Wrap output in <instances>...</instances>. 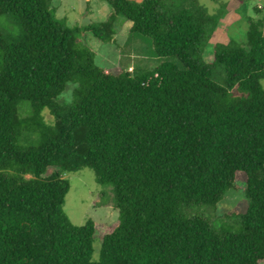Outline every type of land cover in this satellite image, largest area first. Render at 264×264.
<instances>
[{"label":"trees","instance_id":"16d2710c","mask_svg":"<svg viewBox=\"0 0 264 264\" xmlns=\"http://www.w3.org/2000/svg\"><path fill=\"white\" fill-rule=\"evenodd\" d=\"M51 1L0 0L23 33L8 44L0 31V264H264V20L245 18L244 41L228 38L208 65L218 20L198 0H102V22L72 28ZM118 18L160 63H94L78 36L113 44ZM23 131L37 138L20 145ZM84 168L112 188L119 217L105 233L62 211V175ZM229 189L248 204L223 215L238 226L223 233L197 210Z\"/></svg>","mask_w":264,"mask_h":264},{"label":"rangeland","instance_id":"374dc122","mask_svg":"<svg viewBox=\"0 0 264 264\" xmlns=\"http://www.w3.org/2000/svg\"><path fill=\"white\" fill-rule=\"evenodd\" d=\"M231 0H198L208 13L217 15V24L212 35L205 41L200 49L199 58L205 64L212 65L214 50L224 45L228 38L239 42L245 39L246 22L245 18H262L264 20V0H233V4L224 8ZM52 13L54 18L62 25L82 27L95 25L103 21L109 12V6L102 0H52ZM259 10V13H257ZM123 20L118 18L114 24V43H102L91 34L78 36V43L81 48L93 55L94 63L110 72H117L124 69L132 73L135 69H151L162 59L153 56L152 58L144 53V42L136 37L121 34L120 30ZM0 31L5 43L13 44L23 40V33L18 25L17 19L11 14H0ZM264 32V29H263ZM150 51L151 46L149 47ZM220 81V80H217ZM264 91V80L261 81ZM73 86L66 84L64 92L60 95L59 102H69ZM19 115L25 117L27 108L22 104L19 106ZM42 117L46 124L52 123V118L44 110ZM19 144L24 142V136L28 140L37 138L23 131ZM22 133V134H23ZM62 178L68 183V190L64 197L62 211L67 219L76 226L83 225L90 220L99 227L109 226L104 233L111 230L118 221V212L113 207V193L110 185H97L94 182L93 173L89 169H80L77 172L64 173ZM241 176H238V183H241ZM247 200L241 191L226 190L222 200L212 208H199L201 213L210 222V225L223 233H233L238 226L223 218L224 214L243 213L247 207ZM103 232L98 235L101 236ZM99 244L92 243V259L98 256Z\"/></svg>","mask_w":264,"mask_h":264},{"label":"crops","instance_id":"0c3cea01","mask_svg":"<svg viewBox=\"0 0 264 264\" xmlns=\"http://www.w3.org/2000/svg\"><path fill=\"white\" fill-rule=\"evenodd\" d=\"M231 2H233V0H231L230 2H228V4L225 6L224 9H225L226 11H229V10H228V7H230V4H233V3H231ZM120 33H121V34H124L123 31H122V29L120 30ZM128 36H130V35H126V37H128ZM131 36H132V35H131ZM133 37H135V36H133ZM136 39H137V40H140L138 37H136ZM140 41H141V40H140Z\"/></svg>","mask_w":264,"mask_h":264}]
</instances>
